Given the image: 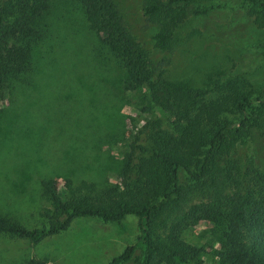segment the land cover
<instances>
[{
  "label": "rangeland",
  "instance_id": "1",
  "mask_svg": "<svg viewBox=\"0 0 264 264\" xmlns=\"http://www.w3.org/2000/svg\"><path fill=\"white\" fill-rule=\"evenodd\" d=\"M164 1L187 12L165 48L157 43L159 24L145 13L144 0H112L149 53L155 75L185 80L198 88L208 75L245 78L260 88L264 28L254 22L248 5L238 0ZM43 21L48 33L35 48L33 84H17L0 98V216L28 227L48 224L41 210L52 205L42 190V178H54L60 189L66 178L73 186L82 181L95 185L116 181L123 154L144 122L138 93L122 88L124 71L89 29L81 6L71 0H52ZM146 91L142 87L140 96ZM260 121L220 160V164L224 159L238 162L240 172L233 180L239 187L241 181L244 186L247 178L255 176V170L264 175V110ZM179 173L181 182H191L186 171ZM230 186L223 192H229ZM184 203V209L158 226L160 237L171 231L192 200ZM138 219L133 213L120 221L82 216L37 243L1 233L0 264H108L128 245H135L133 254L120 264H136L142 253L136 244ZM206 228L193 224L182 235L197 245L218 247ZM202 256L210 257L207 252Z\"/></svg>",
  "mask_w": 264,
  "mask_h": 264
},
{
  "label": "trees",
  "instance_id": "2",
  "mask_svg": "<svg viewBox=\"0 0 264 264\" xmlns=\"http://www.w3.org/2000/svg\"><path fill=\"white\" fill-rule=\"evenodd\" d=\"M51 1L0 0V98L17 84H33L34 52L47 37L43 18ZM71 1L81 6L89 29L123 69L122 88L138 93L144 122L123 154L116 181L73 186L66 178L60 189L54 178H42V190L52 205L41 210L48 224L28 227L0 216V234L37 243L67 229L75 218L120 221L133 213L139 218L136 244L142 250L136 264H264V175L255 170V176L239 187L233 180L240 172L238 162L224 159L220 164L240 138L249 136L251 127L260 126L264 82L255 89L245 78L208 75L198 88L185 80H166L154 74L149 53L112 0ZM144 1L145 13L159 24L157 43L165 48L187 12L164 0ZM238 1L249 6L254 22L264 28V0ZM144 86L146 95L140 96ZM181 169L190 183L180 181ZM225 186H230L229 192H223ZM188 200L190 208L160 237L158 226L184 209ZM201 223L216 237L218 247L183 237L188 226ZM134 249L135 245L126 246L108 264L129 260ZM206 252L209 259L202 256Z\"/></svg>",
  "mask_w": 264,
  "mask_h": 264
}]
</instances>
